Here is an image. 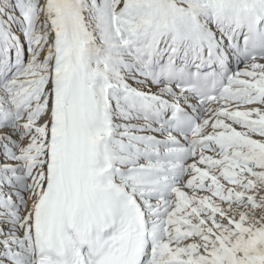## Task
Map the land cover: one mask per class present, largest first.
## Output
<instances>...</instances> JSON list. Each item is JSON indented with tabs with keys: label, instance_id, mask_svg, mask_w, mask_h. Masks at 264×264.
Here are the masks:
<instances>
[{
	"label": "snow or ice",
	"instance_id": "6c2138e0",
	"mask_svg": "<svg viewBox=\"0 0 264 264\" xmlns=\"http://www.w3.org/2000/svg\"><path fill=\"white\" fill-rule=\"evenodd\" d=\"M0 264H264V0H0Z\"/></svg>",
	"mask_w": 264,
	"mask_h": 264
}]
</instances>
